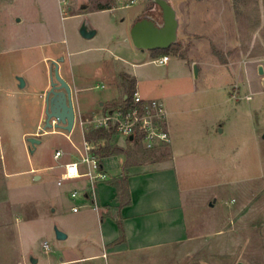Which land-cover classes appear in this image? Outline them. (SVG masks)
<instances>
[{"label": "crops", "instance_id": "crops-1", "mask_svg": "<svg viewBox=\"0 0 264 264\" xmlns=\"http://www.w3.org/2000/svg\"><path fill=\"white\" fill-rule=\"evenodd\" d=\"M5 1L0 0V14ZM225 1L191 0L190 4L182 1L179 5L181 14L176 8L180 18L179 42L183 44L182 50H185L183 56L179 53L175 55L176 64L183 63L184 67L189 65L191 73H194V67L197 66L199 75L195 79H199L202 74L213 69L217 70L219 76L233 73L237 79L229 85V88L237 82L239 90L247 88L253 94L264 93L262 84L264 75L259 74V67L264 68V57L257 58L261 62L255 65L256 74L259 76L257 81L259 88L254 90L248 71L249 59H246L236 48H239L236 41L225 43L221 40L225 30H228V21L231 25L236 24L231 12L233 11L231 0L221 10L220 5L226 3ZM120 2L122 1L115 0V4L98 6L96 1V5L93 6L92 0H26L25 4L30 5L29 10L25 13L12 14L9 19L13 34L9 39L8 51H16V59L25 60L31 68L36 66L38 60L44 62L45 71L41 70L38 75L31 74L29 79L24 76L25 87L19 89L28 87L25 94L13 92L10 88L11 94L15 93V97L18 96L14 98L13 105L17 103L22 113L16 117V114L8 109L3 114L5 122H0V157L3 158V176L0 179V260L4 264H30L31 258L37 259V264H88L102 258L113 260L121 253H137L155 247L181 244L188 239L181 184L177 175L179 166L177 133L173 122L177 110L174 109L176 104L172 102L175 95L160 93L158 87H144L145 84H150V79L145 71L140 69L150 63L147 59L131 64L129 60L123 59L116 53L122 43L128 41L126 34L128 28L131 32L135 23L145 14L144 9L128 26L123 21L118 22L114 13L119 9ZM62 4H65L70 12L68 16H62V20L79 19L68 27L59 19ZM102 14L110 15L108 21L103 24L88 20L92 15ZM83 18L85 21L88 20L91 28L97 32L91 39L83 40L77 35L85 22H82ZM70 27L72 28L69 29ZM130 32L128 35L131 36ZM122 37L125 39H121ZM46 47L50 49L44 52L43 49ZM234 49L238 50V55L229 56L228 53ZM218 50L225 53L224 61L219 58ZM138 53L141 57L158 56L153 51L140 50ZM138 53L132 54L138 56ZM107 54L113 57V63L109 64L106 61ZM62 58L64 61L59 65V72L72 88L76 125L72 132H61L69 142L67 149L56 150H61L63 156L56 160L54 158L56 151L53 155L54 160L59 162L57 168L60 174L55 183L59 189L52 197L43 193H25V198L22 199L17 197L10 179L28 173L31 176L28 181L29 186L38 187L37 183L43 180V175L39 174L44 168L33 165L29 170L22 171L17 164L12 165L7 156L3 155L4 143L6 140L9 144L23 143L27 154L30 153L25 139L38 138L45 118L39 110L37 116L32 119L28 110L31 109L30 103L38 95L44 107L42 93L50 86V66L48 67L47 64ZM169 64L170 59L166 64L164 80L173 79L170 74L174 72V68H169ZM123 74L136 80L135 91H138L144 99L159 100L165 107L166 127L170 134V143L166 145L170 149L169 158L148 163H134L127 155L105 157L101 159V166L107 179L94 181V188L91 187L92 182L88 177L65 181L61 186L58 185L66 163L78 162L80 170L83 173L88 172L89 165L83 162L85 132L94 126L81 125V122H90L123 108L124 101L128 98L121 81ZM94 90L102 91L98 98L90 93ZM12 121L17 123L14 125ZM55 132L57 131L43 132V134ZM42 136L39 139L43 143ZM39 145L34 153H31L32 155L39 151ZM118 146L123 148L121 145ZM62 159L63 161L60 162ZM52 168L54 167H49ZM125 177L128 178L129 183L130 204L123 206L117 184ZM75 190L85 194V197L73 199L71 195ZM124 198L125 201L128 200L125 195ZM39 201L48 202L50 209L41 214L32 206L33 209L28 211V205ZM65 204H69V210L73 211V215L80 213V209L74 211V207L81 206L84 211L68 221L67 213L62 208ZM53 214L56 216L58 214L66 227L64 232L67 238L57 240L68 242L57 244L55 257L50 254L48 241L40 240L38 251L43 256L41 259L33 254L35 247L28 238L32 224L39 218L46 221L44 237H55L50 224ZM120 225L125 235L122 241ZM2 242L7 245L1 247ZM45 244L48 247H44Z\"/></svg>", "mask_w": 264, "mask_h": 264}, {"label": "rangeland", "instance_id": "rangeland-1", "mask_svg": "<svg viewBox=\"0 0 264 264\" xmlns=\"http://www.w3.org/2000/svg\"><path fill=\"white\" fill-rule=\"evenodd\" d=\"M25 1L6 0L1 8L0 122H5L3 114L8 109L16 114V117L22 113L17 103L13 105L14 98L18 96L15 97V93L11 94L10 88L20 94H25L29 88L20 90L17 78L25 76L29 79L31 74L38 75L41 70L45 71L44 62L38 60L32 69L25 60L16 59V51H8L9 39L13 34L9 19L12 14L25 13L29 10L30 5H26ZM96 1L98 6L115 4V0H92L93 6L96 5ZM121 1L118 5L119 9L114 13L118 22L123 21L128 26L144 9V15L153 16L158 22H162V11L153 0H136L134 3L133 0ZM182 1L191 3V0H170L178 10ZM225 2L220 5L221 10L222 7L227 6L229 0ZM231 2L233 4L231 12L236 26L228 21V30L223 31L221 40L225 43L236 41L239 46L236 48L246 59H249L248 71L255 90L259 88L257 85L259 76L256 74L255 65L261 63L257 58L264 57V0H231ZM190 7L189 5L188 8ZM62 9L59 19L63 25L68 27L75 20H79H62V16L66 17L70 13L65 4H62ZM179 13L181 14L180 10ZM109 16V14L92 15L88 20L103 24L108 21ZM84 21L85 18L82 19V22ZM129 32L130 28L126 31L128 41L122 43L116 53L123 59L129 60L131 64L147 59L150 63L140 70H144L151 81L149 80L150 84H145L144 87H158L160 93L175 95L172 102L176 104L174 109L177 110V115L173 117L177 133L179 163L177 175L181 184L188 239L181 244L155 247L137 253H121L113 260L102 258L88 264H264V93L253 94L247 88L239 90L237 82L229 88V85L237 79L236 75L230 73L227 76L226 74L219 76L216 69L208 70L199 79H195L189 65L184 67L183 63L176 64L175 55L179 53L183 56L185 53V50H182L183 44L179 40L169 54V68H174V72L170 74L171 78L179 80H164L167 66L154 62L162 55L141 57L138 53L140 50L134 46L131 36L128 35ZM77 35L83 40L86 39L80 31ZM49 49L46 47L43 51L47 52ZM237 49L233 50L235 53L232 51L228 55L237 56ZM133 52L139 55H133ZM217 54L222 61L226 59L225 53L218 50ZM107 55L106 61L109 64L113 63V57ZM47 65L51 66L50 62ZM262 84L264 86V77ZM101 92L94 90L90 93L98 98ZM41 102L42 99L36 95L34 101L30 103L31 109L28 110L32 119L37 116L39 110L45 117V105L43 107ZM12 123L15 125L17 122L12 121ZM56 131L43 136L38 133V138L42 136L43 143L39 145V151L33 155L31 152L27 154L23 143L9 144L7 140L5 141L3 155L7 156L12 165L17 164L22 171L29 170L33 165L44 168L39 174L43 175V180L37 183L38 187L29 186L28 181L31 176L28 173L10 179L17 197L24 199L25 193H43L51 197L57 194L59 188L55 183L60 170L57 168L59 162L54 160L53 155L58 148H66L69 142L61 133L63 131ZM26 143L30 147L27 138ZM112 144L123 146L131 156L130 161L134 163L154 162L170 156V149L166 145L148 149L145 141L130 142L119 133L113 138ZM62 161L63 159L60 160ZM49 167L54 168L49 169ZM2 172L3 158L0 157V179L3 176ZM17 186L21 188L18 189ZM47 203L39 201L28 207L25 206L28 211L36 208L42 214L50 209ZM62 208L67 213L68 221L84 211L80 206V213L73 215V211L69 210V204H65ZM54 215L51 216L50 224L55 237H44L46 221L42 218L35 220L31 227L28 240L35 247L33 254L41 259L43 256L38 251L40 240L48 241L50 254L55 257L57 244L68 242L57 240L56 228L64 232L66 227L58 214ZM4 245L7 244L2 242L1 247ZM0 264H4L3 261L0 260Z\"/></svg>", "mask_w": 264, "mask_h": 264}, {"label": "water", "instance_id": "water-1", "mask_svg": "<svg viewBox=\"0 0 264 264\" xmlns=\"http://www.w3.org/2000/svg\"><path fill=\"white\" fill-rule=\"evenodd\" d=\"M162 11V22H158L153 16L144 15V17L135 23L131 29V39L134 46L142 51L167 50L179 40L180 18L176 8L170 0H153ZM96 30L91 28L88 21H85L80 29V34L91 39L96 35ZM64 59L54 60L50 66L49 78L50 86L48 90L43 91L45 104L44 124L39 135L47 130L72 132L76 125V112L73 102V92L68 82L62 78L59 72V65ZM259 74L264 75V68L260 66ZM199 68L194 67V76L198 78ZM19 88L25 87V80L22 77L17 78ZM134 137L131 136L130 140ZM30 144L29 150L34 153L37 145L42 141L37 137L27 139ZM56 237L58 240H64L67 235L56 228ZM32 264H37L38 260L31 258Z\"/></svg>", "mask_w": 264, "mask_h": 264}, {"label": "built area", "instance_id": "built-area-1", "mask_svg": "<svg viewBox=\"0 0 264 264\" xmlns=\"http://www.w3.org/2000/svg\"><path fill=\"white\" fill-rule=\"evenodd\" d=\"M135 1H132L134 3ZM170 57L167 55L161 56L155 60L159 65H166ZM167 111L159 100H146L136 91L133 95L132 107L128 110L118 109L116 112L105 117L92 120L90 122H81V125L92 124L95 128L116 127L117 132L130 140V142L138 140L145 141L148 149H153L159 145H167L170 143V134L166 127ZM136 139V140H135ZM95 147L93 144L85 141V154L83 162L89 165L87 173L80 170L78 162H69L64 165V171L58 181V185H62L65 181L76 180L82 177H88L94 188V181L106 180L107 175L101 166V160L98 159L93 152ZM63 156L61 150L56 151L54 158L59 160ZM72 198L77 199L80 196L85 197V194L75 190L72 192ZM78 207H74V211H78ZM44 247H48L46 244Z\"/></svg>", "mask_w": 264, "mask_h": 264}, {"label": "trees", "instance_id": "trees-1", "mask_svg": "<svg viewBox=\"0 0 264 264\" xmlns=\"http://www.w3.org/2000/svg\"><path fill=\"white\" fill-rule=\"evenodd\" d=\"M174 46L175 45H173L167 50H155L154 53L157 55H162V56L169 55ZM121 81L128 95L127 100L124 101V106L122 109L128 110L132 107L133 95L136 92L135 91L136 80L134 78H131L127 74H123L121 75ZM117 134L118 132H117L116 127H112V126H110L109 128L91 127L85 132V141L96 146L93 154L100 160L105 157L116 156V155H127L128 158L130 159L131 156L128 154L126 149L118 145L112 144V140ZM102 142H104V144H102ZM117 187H118L119 192L122 195L121 205L123 206L129 205L130 204V190H129L128 178L126 177L123 178L121 182L117 184ZM124 195L128 197L127 201H125ZM120 228H121V239L120 240L122 241L124 240L125 235H124L122 225H120Z\"/></svg>", "mask_w": 264, "mask_h": 264}]
</instances>
